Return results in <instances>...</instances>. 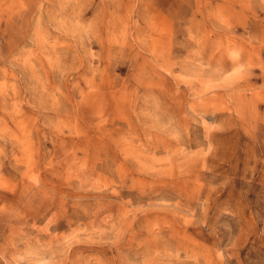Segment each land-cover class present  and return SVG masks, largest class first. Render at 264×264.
Masks as SVG:
<instances>
[{
    "label": "rangeland",
    "instance_id": "rangeland-1",
    "mask_svg": "<svg viewBox=\"0 0 264 264\" xmlns=\"http://www.w3.org/2000/svg\"><path fill=\"white\" fill-rule=\"evenodd\" d=\"M263 22L0 0V264H264Z\"/></svg>",
    "mask_w": 264,
    "mask_h": 264
},
{
    "label": "bare ground",
    "instance_id": "bare-ground-1",
    "mask_svg": "<svg viewBox=\"0 0 264 264\" xmlns=\"http://www.w3.org/2000/svg\"><path fill=\"white\" fill-rule=\"evenodd\" d=\"M25 1H26V0H25ZM198 2H199V1H198ZM241 2H242V1H241ZM224 3H225V2H224ZM262 3H263V2H262ZM216 4H217V3H216ZM218 4H219V3H218ZM218 4H217V6H219ZM216 8H218V7H216ZM226 10H227V9H226ZM23 11H24V10H23ZM105 11H106V10H105ZM8 12H9V11H8ZM24 12H25V11H24ZM26 12H27V11H26ZM238 12H239V11H238ZM19 13H20V12H19ZM19 13H18V14H19ZM21 13H22V12H21ZM29 13H30V12H29ZM242 13H243V12H242ZM249 13H250V12H249ZM229 14H230V13H229ZM20 15H21V14H20ZM24 15H25V14H24ZM237 15H238V14H237ZM240 16H241V15H240ZM240 16L238 15V17H240ZM108 17H109V15H108ZM161 17H162V16H161ZM161 17H160V18H161ZM248 17H249V16H248ZM23 18H24V17H23ZM26 18H27V16L25 17V19H26ZM231 18H232V17H231ZM244 18H246V17H244ZM257 18H258V17H257ZM25 19H24V20H25ZM242 19H243V18H242ZM112 20H113V19H112ZM246 20H247V19H246ZM21 21H22V20H21ZM161 21H162V20H161ZM221 21H222V20H221ZM5 22H6V21H5ZM7 22H8V21H7ZM24 22H25V21H24ZM263 23H264V22H263ZM165 24H166V23H165ZM165 24H164V25H165ZM242 24H245V23L242 22ZM9 25H10V24H9ZM19 25H20V23H19ZM21 25H22V24H21ZM101 25H102V24H101ZM161 25H162V24H161ZM11 26H12V25H11ZM24 26H25V24H24ZM14 27H15V26H14ZM160 27H161V26H160ZM240 27H242V25H241ZM101 28H102V27H101ZM158 28H159V27H158ZM168 28H169V27H167V29H168ZM7 29H8V27H7ZM162 29H163V28H162ZM13 30H14V29H13ZM105 30H106V29H105ZM158 30L160 31L161 29H158ZM158 30H157V31H158ZM17 31H18V30H17ZM17 31H16V32H17ZM159 31H158V32H159ZM162 31H163V30H162ZM24 32H25V31H24ZM8 33H9V32H8ZM164 33H165V30H164ZM19 34H20V33H19ZM101 34H102V33H101ZM21 36H22V35H21ZM245 37H246V36H245ZM20 38H21V37H19V40H20ZM100 39H102V38H100ZM103 39H104V38H103ZM5 40H6V39H5ZM99 42H100V41H99ZM105 43H106V41H105ZM100 45H101V44H100ZM15 46H16V45H15ZM102 46H103V45H102ZM258 46H259V45H258ZM6 49H7V48H6ZM108 49H109V48H108ZM131 49H132V48H131ZM261 49H262V48H261ZM9 50H10V49H9ZM132 50H133V49H132ZM7 51H8V50H7ZM37 51H38V49H37ZM37 53H38V52H37ZM133 53H134V52H133ZM256 53H257V51H256ZM45 54H46V53H45ZM103 54H104V53H103ZM35 55H36V54H35ZM106 55H107V54H106ZM31 56H32V55H31ZM101 56H103L102 53H101ZM255 56H256V54H255ZM56 58H57V57H56ZM106 59H107V58H106ZM38 61H39V60H38ZM104 61H107V60H104ZM134 61H135V60H134ZM168 61H169V60H168ZM256 61H257V60H256ZM42 62H43V61H42ZM158 62H159V61H158ZM161 62H162V61H161ZM137 63H138V62H137ZM41 64H42V63H41ZM163 64H164V63H163ZM256 65H257V64H256ZM81 66H82V65H81ZM142 66H143V65H142ZM144 66H145V65H144ZM49 67H50V66H49ZM102 67H103V66H102ZM104 67H105V66H104ZM140 67H141V66H140ZM172 67H173V66H172ZM251 67H252V66H251ZM41 68H42V67H41ZM44 69H45V68H44ZM46 69H47V68H46ZM140 69H141V68H140ZM258 69H259V68H258ZM166 70H167V69H166ZM259 70H260V69H259ZM42 71H43V70H42ZM44 71H46V70H44ZM49 71H50V70H49ZM107 73H108V72H107ZM167 74H169V73H167ZM259 75H260V74H259ZM48 76H49V74H48ZM48 76H47V77H48ZM260 77H262V76H260ZM47 79H48V78H47ZM104 79H105V78H104ZM152 79H153V78H152ZM252 79H253V78H252ZM50 80H51V79H50ZM163 80H164V79H163ZM262 80H263V79H262ZM256 81H257V80H256ZM253 82H254V81H253ZM261 82H262V81H261ZM147 83H148V82H147ZM242 83H245V82H242ZM245 84H246V83H245ZM261 84H262V83H261ZM263 84H264V83H263ZM256 85H257V84H255V88H256ZM48 86H49V85H48ZM140 86H141V85H140ZM240 86H241V85H240ZM246 86H247V84H246ZM261 86H262V85H261ZM49 87H50V86H49ZM99 87H100V86H99ZM138 87H139V86H138ZM259 87H260V86H259ZM50 88H52V87H50ZM139 88H140V87H139ZM251 88H252V87H251ZM255 88H254V89H255ZM244 89H245V88H244ZM249 89H250V88H249ZM249 89H248V90H249ZM258 89H259V88H258ZM1 90H2V89H1ZM246 90H247V89H246ZM2 91H3V90H2ZM2 91H1V92H2ZM92 91H93V90H92ZM94 91H95V90H94ZM206 91H207V90H206ZM236 91H237V90H235V92H236ZM242 91H243V90H242ZM121 92H122V91H121ZM123 92H124V91H123ZM125 92H126V91H125ZM137 92H138V91H137ZM238 92H239V91H238ZM238 92H237V93H238ZM201 93H205V92L201 91ZM243 93H244V91H243ZM247 93H248V92H247ZM247 93H246V94H247ZM228 94H229V93H228ZM233 94H234V93H233ZM126 95H127V94H126ZM204 96H205V95H204ZM250 96H251V95H250ZM125 97H126V96H125ZM222 98H223V97H222ZM258 98H259V97H258ZM81 99H82V98H81ZM223 99H224V98H223ZM229 99H230V98H229ZM232 99H233V98H232ZM77 100H78V99H77ZM225 100H226V99H225ZM74 101H75V100H74ZM231 101H232V100H231ZM217 107H218V106H217ZM77 109H78V108H77ZM215 109H216V108H215ZM215 109H214V110H215ZM215 111H217V110H215ZM233 111H234V109H233ZM128 112H129V111H128ZM76 113H77V112H76ZM217 113H218V112H217ZM222 113H223V112H222ZM3 114H4V113H3ZM249 114H250V113H249ZM76 115H77V114H76ZM245 115H246V114H245ZM235 116H236V115H235ZM81 117H82V116H81ZM121 117H122V116H121ZM251 117H252V116H251ZM84 118H85V116H84ZM102 118H103V117H102ZM123 118H124V117H123ZM86 119H87V118H86ZM110 119H111V118H110ZM251 119H252V118H251ZM118 120H119V119H118ZM256 120H257V119H256ZM15 122H17V121H15ZM101 122H103V121H101ZM101 122H100V123H101ZM129 122H130V121H129ZM97 123H98V122H97ZM127 123H128V122H127ZM15 125H16V124H15ZM128 125H129V124H128ZM17 126H18V125H17ZM18 129H19V128H18ZM95 129H96V128H95ZM134 129H135V128H134ZM16 131H17V130H16ZM91 131H92V130H91ZM96 131H97V130H96ZM19 132H20V130H19ZM14 133H16V132H14ZM15 135H16V134H15ZM18 135H20V134H18ZM82 135H83V133H82ZM16 137H18V136H16ZM75 138H76V137H75ZM15 139H17V138H15ZM76 141H77V140H76ZM81 141H82V140H81ZM22 143H23V142H22ZM22 143H21V144H22ZM67 143H68V142H67ZM74 144H75V143H74ZM23 145H24V144H23ZM82 146H83V145H82ZM24 148H25V147H24ZM25 151H26V149H25ZM21 152H23V151H21ZM27 158H28V157H27ZM27 158H26V159H27ZM27 160H28V159H27ZM29 161H30V160H29ZM123 164H124V163H123ZM123 164H122V165H123ZM84 165H85V164H84ZM84 165H83V166H84ZM120 165H121V164H120ZM120 165H119V166H120ZM119 166H117V167H119ZM125 166H126V165H125ZM125 166H124V167H125ZM120 167H121V166H120ZM47 168H48V167H47ZM29 169H30V168H29ZM119 170H121V168H120ZM123 170H124V169H123ZM119 172H120V171H119ZM119 172H118V174H119ZM124 172H125V171H124ZM130 172H131V171H130ZM125 173H126V172H125ZM117 177H118V176H117ZM132 177H133V176H132ZM122 178H123V177H122ZM23 179H24V178H23ZM25 180H27V179H25ZM132 180H133V179H132ZM28 181H29V180H28ZM124 181H125V180H124ZM4 182H5V181H4ZM4 182H2V184H3ZM29 182H30V181H29ZM43 182H44V180H43ZM5 183H6V182H5ZM5 183H4V184H5ZM23 183H24V182H23ZM96 183H97V182H96ZM124 183H126V182H124ZM32 184H33V183H32ZM106 184H107V183H106ZM140 184H141V183H140ZM34 185H35V184H34ZM4 187H5V186H4ZM15 189H16V188H15ZM30 192H31V191H30ZM126 202H127V201H126ZM127 203H128V202H127ZM128 205H129V204H128ZM142 216H143V215H142ZM164 221H165V220H164ZM162 222H163V221H162ZM185 228H186V227H185ZM185 230H186V229H185ZM185 230H184V231H185ZM183 236H184V234H183ZM185 236H186V235H185ZM186 237H187V236H186ZM183 238H184V237H183ZM191 240H192V239H191ZM193 242H194V241H193ZM203 248H204V247H203ZM211 251H212V250H211ZM211 251H210V252H211ZM212 254H213V253H212Z\"/></svg>",
    "mask_w": 264,
    "mask_h": 264
}]
</instances>
